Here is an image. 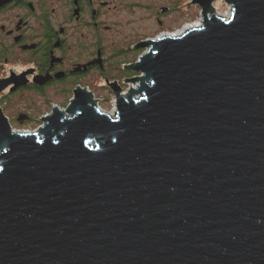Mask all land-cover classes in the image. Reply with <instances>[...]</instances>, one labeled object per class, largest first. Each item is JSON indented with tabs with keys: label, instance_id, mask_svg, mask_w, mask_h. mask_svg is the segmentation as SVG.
Returning <instances> with one entry per match:
<instances>
[{
	"label": "water",
	"instance_id": "95a60500",
	"mask_svg": "<svg viewBox=\"0 0 264 264\" xmlns=\"http://www.w3.org/2000/svg\"><path fill=\"white\" fill-rule=\"evenodd\" d=\"M196 1L114 118L84 91L39 136L0 110V264H264V0Z\"/></svg>",
	"mask_w": 264,
	"mask_h": 264
},
{
	"label": "flooded vegetation",
	"instance_id": "af4514ba",
	"mask_svg": "<svg viewBox=\"0 0 264 264\" xmlns=\"http://www.w3.org/2000/svg\"><path fill=\"white\" fill-rule=\"evenodd\" d=\"M218 1L210 4L214 13ZM0 2V80L12 81L0 92V110L10 129L35 126L37 136L44 119L78 91L91 94L97 107L98 92L116 98L126 87L129 94V80L142 76L133 67L147 43L181 36L196 19L203 24L196 0Z\"/></svg>",
	"mask_w": 264,
	"mask_h": 264
},
{
	"label": "rangeland",
	"instance_id": "374dc122",
	"mask_svg": "<svg viewBox=\"0 0 264 264\" xmlns=\"http://www.w3.org/2000/svg\"><path fill=\"white\" fill-rule=\"evenodd\" d=\"M215 6V11H216V15L221 17V18H228L230 16V5H228L225 0L218 1L217 4L214 5ZM200 20V19H199ZM198 21L197 19L194 21V23H198L196 22ZM129 85L131 86V89L136 90L139 87V83L135 82V83H129ZM126 88V87H125ZM124 88V91L122 92L121 95H124V93L126 92ZM128 88V87H127ZM98 95V96H97ZM97 98L99 99V103H98V107L106 114H111L113 115L114 112L117 111V100L115 97H112L111 95H109L108 93H103V92H98L97 93ZM139 97V96H137ZM35 101L36 103L38 102V99L35 97ZM27 102H19V106L16 108L17 110H20L21 106H24V104H26ZM69 105V104H68ZM15 108H11V111H7V114L10 115V113H13ZM15 109V110H16ZM67 109V106L64 107L63 105L61 106L60 111L65 112V110ZM66 113V112H65ZM44 114V113H43ZM66 116H69L66 113ZM35 126H27V127H14L13 129H10L11 132H30V133H34L32 131H34Z\"/></svg>",
	"mask_w": 264,
	"mask_h": 264
},
{
	"label": "bare ground",
	"instance_id": "6f19581e",
	"mask_svg": "<svg viewBox=\"0 0 264 264\" xmlns=\"http://www.w3.org/2000/svg\"><path fill=\"white\" fill-rule=\"evenodd\" d=\"M229 18V17H228ZM228 18H226V19H228ZM199 26H201V24H200V22H198V23H195L194 24V28H196V27H199ZM182 32V31H181ZM181 32L179 33V34H174L175 36H179L180 34H181Z\"/></svg>",
	"mask_w": 264,
	"mask_h": 264
},
{
	"label": "built area",
	"instance_id": "2783aa9c",
	"mask_svg": "<svg viewBox=\"0 0 264 264\" xmlns=\"http://www.w3.org/2000/svg\"><path fill=\"white\" fill-rule=\"evenodd\" d=\"M224 19H226V18H224ZM101 112H103L99 107H97ZM108 115H110L112 118H114L115 117V112L113 113V115H111V114H108ZM19 133H28V132H19Z\"/></svg>",
	"mask_w": 264,
	"mask_h": 264
}]
</instances>
